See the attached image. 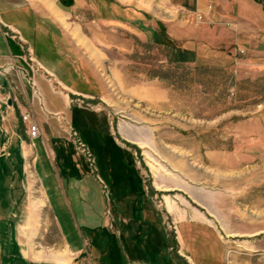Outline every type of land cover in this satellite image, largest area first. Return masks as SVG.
Masks as SVG:
<instances>
[{
  "label": "rangeland",
  "instance_id": "rangeland-1",
  "mask_svg": "<svg viewBox=\"0 0 264 264\" xmlns=\"http://www.w3.org/2000/svg\"><path fill=\"white\" fill-rule=\"evenodd\" d=\"M59 2L62 114L21 73L11 127L0 96V264H184L176 235L196 264H264V1ZM23 49L10 68L43 71Z\"/></svg>",
  "mask_w": 264,
  "mask_h": 264
},
{
  "label": "crops",
  "instance_id": "crops-1",
  "mask_svg": "<svg viewBox=\"0 0 264 264\" xmlns=\"http://www.w3.org/2000/svg\"><path fill=\"white\" fill-rule=\"evenodd\" d=\"M59 1L60 0H0V96L4 97L5 95V99L7 101L12 96L15 97V93L17 92L18 94L22 95L23 99H27L28 101L33 99L28 91V89L33 90V88H28L27 85H29V83L26 82V85L22 77L19 76V74L21 73L24 78L25 76L30 79L32 78L34 86L36 87L38 93L42 98V103L45 110L52 115L62 114V111L49 110L45 103L42 91L45 88L48 89L53 95H60L59 93L52 90L53 80H48L46 76L55 78L58 84H60V86H62L63 88H70L62 81V78L60 80V67L58 62L61 53L60 51L55 50V46L57 45L54 39L56 35L60 36L61 29L53 19V17L59 18V15L65 14L63 11L64 7H62V4ZM195 5L197 10L206 13L208 12L207 6L204 5V3L201 5L197 2ZM248 7L251 8L252 6L250 5ZM234 11L239 13V7H235ZM239 16L240 18H242V22H240L239 26L237 27V29H239L240 31H256L257 29H259V27H256L255 24L252 23V20L250 18L248 21L244 20L243 22V19L245 18L241 15ZM46 41H49L52 46L51 50H53L54 52L53 58H43L40 55V57L36 56L37 52L38 54H40V52L42 53L43 51L41 47H39L41 45V42ZM3 46H6V48L3 49ZM23 46L29 47V58H31V60L33 61H36V63H39L43 71L30 73L26 71L23 66H21V68L18 66V68L22 71L18 68H16V70L14 71V69L12 70V68H10L9 63L12 64V67H17V64L15 63L17 61L26 64L28 57H26L25 55ZM56 55L57 59L55 58ZM9 80L10 82H12V84L9 83ZM61 99L65 103L64 96L63 98L61 97ZM8 107L9 106H7V108ZM21 109L24 110V108L22 107ZM13 112V110L11 111L8 108V110L6 111V117L3 118V121H5L6 124L10 127L14 124V122L12 123L15 116ZM179 188L184 189L183 185H180ZM188 189L189 188H186V190ZM167 213H169V216L176 215L177 217H179L182 214V210L178 211L176 209H173L171 212L167 211ZM191 213L194 216V219H197L203 225H205L220 240V236L218 235L217 231L205 221V216H203L199 212L191 211ZM175 242V249L177 254L175 256L176 261L181 260V262H183L184 264H196L194 259L189 254H186L188 250H185L181 245L180 235H176ZM202 261L201 264H209L206 262L202 263Z\"/></svg>",
  "mask_w": 264,
  "mask_h": 264
},
{
  "label": "built area",
  "instance_id": "built-area-1",
  "mask_svg": "<svg viewBox=\"0 0 264 264\" xmlns=\"http://www.w3.org/2000/svg\"><path fill=\"white\" fill-rule=\"evenodd\" d=\"M196 20L198 22H202L203 21L202 15L198 14L196 16ZM21 119H22V122H24L28 126L27 129H28L29 138L36 139L40 133H39V128H38L37 124L33 121L32 115L29 113H23L21 115ZM85 155H86L88 161L90 162V164L92 165L93 161H92V157H91L90 153L87 152Z\"/></svg>",
  "mask_w": 264,
  "mask_h": 264
},
{
  "label": "bare ground",
  "instance_id": "bare-ground-1",
  "mask_svg": "<svg viewBox=\"0 0 264 264\" xmlns=\"http://www.w3.org/2000/svg\"><path fill=\"white\" fill-rule=\"evenodd\" d=\"M33 205H36V204H33ZM31 206V204H30ZM32 211V210H31ZM30 211V212H31ZM31 213L28 212V216L30 215ZM30 219H28L29 221L31 220V215L29 217ZM21 233H22V236L27 240L29 241L30 237H31V232H30V229H29V226L23 224L21 226ZM51 258L54 259L56 262L58 263H62L64 264L67 260L66 258L63 256V254H60L58 252L56 253H52L50 254Z\"/></svg>",
  "mask_w": 264,
  "mask_h": 264
},
{
  "label": "water",
  "instance_id": "water-1",
  "mask_svg": "<svg viewBox=\"0 0 264 264\" xmlns=\"http://www.w3.org/2000/svg\"><path fill=\"white\" fill-rule=\"evenodd\" d=\"M7 105L10 106L11 105V100L7 101Z\"/></svg>",
  "mask_w": 264,
  "mask_h": 264
},
{
  "label": "trees",
  "instance_id": "trees-1",
  "mask_svg": "<svg viewBox=\"0 0 264 264\" xmlns=\"http://www.w3.org/2000/svg\"><path fill=\"white\" fill-rule=\"evenodd\" d=\"M256 2H259V0H255Z\"/></svg>",
  "mask_w": 264,
  "mask_h": 264
}]
</instances>
